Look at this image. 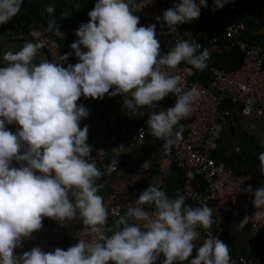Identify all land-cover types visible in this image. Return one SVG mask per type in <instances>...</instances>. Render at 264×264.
Here are the masks:
<instances>
[{
  "label": "clouds",
  "instance_id": "clouds-1",
  "mask_svg": "<svg viewBox=\"0 0 264 264\" xmlns=\"http://www.w3.org/2000/svg\"><path fill=\"white\" fill-rule=\"evenodd\" d=\"M209 1L213 10L229 2ZM22 4L23 0H0V25L15 17ZM132 4L133 0H94L89 20L79 24L77 39L70 44L78 58L75 64H63L72 52L55 58L45 52L40 56L47 54L51 60L34 62L41 44L26 41L22 46L32 39L34 28L40 26L57 40L54 29L42 24H30L18 51L4 52L2 59L7 63L0 66V264H230L228 245L211 231L200 246L193 243L201 229L213 225L212 209L206 204H186L182 193L168 196L158 180L147 185L115 220L110 235L102 227L109 216L98 194L103 185L97 180L103 172L91 159L88 125L80 126L89 111L77 101L81 96L102 99L105 94H120L124 110L135 112L175 94L173 106L152 112L146 121L151 135L164 141L162 147L167 149L174 143L173 136L180 135L174 127L191 113L199 97L194 87L181 92L180 76L170 70L181 61L203 69L210 55L207 48L198 51L201 45L195 39H177L162 52L158 24L140 21ZM206 6L207 0H176L156 19L172 28L184 23V29L192 31L185 26L201 16L204 19ZM46 10L54 11L50 5ZM219 23L218 15L213 33L221 35L214 31ZM8 28L13 27L4 29ZM57 35L63 36L59 31ZM13 124L15 132L7 127ZM258 158L264 174V152ZM13 161L18 165L13 166ZM111 170L109 166L107 171ZM245 191L256 209H264V186L253 191L249 185ZM145 205H152V211ZM77 215L94 234L92 239H79L67 249L44 251L36 246L19 255L14 252L42 227L44 217L63 223Z\"/></svg>",
  "mask_w": 264,
  "mask_h": 264
},
{
  "label": "built area",
  "instance_id": "built-area-1",
  "mask_svg": "<svg viewBox=\"0 0 264 264\" xmlns=\"http://www.w3.org/2000/svg\"><path fill=\"white\" fill-rule=\"evenodd\" d=\"M175 2L176 0H133L132 10L139 16L140 21L166 26L165 37L160 43L162 52H167L177 39H195L201 45L198 51L207 48L210 52L206 64L212 56H223L234 49L242 55L241 64L235 69L220 67L213 63L207 68L198 69L181 61L170 70V74L180 76L181 92L194 87L199 97L193 102L191 113L174 127V133L178 130L180 135L173 136L174 143L167 149L162 147L164 141L151 135L146 121L152 112L173 106L175 94L170 93L161 101L130 113L134 144L143 145L151 142L155 150L165 152L170 167L175 165L183 173V181L174 187L172 197L182 193L186 204L193 207L206 204L212 209L213 225L210 229H201L200 237L193 241L198 242L200 246L208 231L222 240L226 220L236 222L249 220L248 223L255 231L264 226V209H256L251 194L245 191L249 185L254 191L264 186V182L249 174H236L224 164L217 162L206 148L213 127L218 124L226 125L234 112L244 118L254 117L264 122V45L246 39L247 25L240 0H229L218 9L220 23L214 26V31L221 35H203L200 32L185 30L184 23L172 28L163 20L157 21L156 17H162L163 12L173 7ZM30 37L32 39L23 41L22 46L26 41L39 43L41 47L37 56L47 52L53 58L58 57L57 40L40 26L33 29ZM7 127L13 132L16 131L15 124ZM98 155L102 169L108 174L118 171L116 165H108L105 162V149L101 148ZM17 165V162L13 161V166ZM109 166L112 169L110 172L107 171ZM98 194L104 198L109 215L115 219L124 214L130 203L135 201L125 198L116 191ZM145 209L152 211L150 208ZM102 227L106 232V225ZM86 229L87 226L83 225L76 230L72 245L79 239H92L94 234ZM228 247L230 252L232 246ZM260 263L258 259L240 255L230 260V264Z\"/></svg>",
  "mask_w": 264,
  "mask_h": 264
},
{
  "label": "crops",
  "instance_id": "crops-1",
  "mask_svg": "<svg viewBox=\"0 0 264 264\" xmlns=\"http://www.w3.org/2000/svg\"><path fill=\"white\" fill-rule=\"evenodd\" d=\"M241 4L246 18V39L264 45V0H241ZM210 5V1L207 0V16L211 15ZM93 7L94 0H71L62 10L63 20L56 26L55 35L59 42V54L72 52L68 60L63 62L65 67L68 63L75 64L78 61L70 44L77 39L75 31L79 24L89 20L88 11ZM247 16H250L248 20ZM200 19L203 17H199L198 21H202ZM196 20L188 22L185 28L192 31L198 28ZM140 25L147 26L150 23ZM29 26V22L25 21L13 28L0 30V66L7 63L2 59L5 51H18L22 47L21 41L28 35L26 28ZM164 29L163 25H156L159 41L165 37ZM58 31L63 36L57 35ZM81 48L82 51L86 50L83 46ZM42 58L51 60L45 54L37 56L34 62L39 63ZM77 103L84 104L89 111V115L80 121V126L88 125L87 143L92 145L91 159L96 161L97 167L103 172L97 180L98 184L103 185L99 192L116 191L125 198L136 200L147 185L158 180L159 186L166 194L173 196L174 187L183 181V173L171 168L165 152L155 150L151 142L143 145L134 144L131 110H124L120 94L112 97L105 94L102 99L81 96ZM101 148L106 151L105 161L110 165H116L118 171L108 174L101 168L98 156ZM206 148L217 162L224 164L236 174H249L264 182V174L260 172L261 161L258 158L259 153L264 152V122L254 117L247 119L234 112L226 125L218 124L213 127ZM145 162H148L146 169L142 167ZM144 207L153 209L152 205ZM115 220L108 216L105 224L106 234H111L110 229ZM248 222L249 220L243 222L226 220L222 241L232 246L229 252L230 260L240 255L258 259L261 261L260 264H264V226L255 231ZM83 225L78 215L63 223L54 218L44 217L42 227L34 231L31 238L23 240L22 247L14 249V252L19 255L36 246L44 251H54L57 247L67 249L75 240L76 230ZM194 244L199 246L198 242ZM162 259L163 256L160 257V260ZM184 264L188 262L185 261Z\"/></svg>",
  "mask_w": 264,
  "mask_h": 264
},
{
  "label": "trees",
  "instance_id": "trees-1",
  "mask_svg": "<svg viewBox=\"0 0 264 264\" xmlns=\"http://www.w3.org/2000/svg\"><path fill=\"white\" fill-rule=\"evenodd\" d=\"M52 2V3H51ZM242 4H244L242 2ZM241 4V8L243 10V6ZM52 6L54 11L49 13L46 9L48 6ZM66 7L65 0H23V4L21 6L20 12L13 17L8 23L0 25V30L5 27H14L16 23L21 24L25 23V21L29 22V24H42L44 27L48 29H55L62 18V8ZM211 15H204V21H197L199 25L197 31L202 33L203 35H211L213 33V23L218 21V9L213 10L212 4L209 6ZM29 27L26 28V31ZM221 34V33H220ZM242 61V55L237 50L234 49L231 53L225 54L223 56H214L211 58L208 64H206V68L209 67L212 63L220 66L227 67L229 69L238 68ZM173 169L177 170L176 166L173 165ZM195 254V251L193 252Z\"/></svg>",
  "mask_w": 264,
  "mask_h": 264
},
{
  "label": "rangeland",
  "instance_id": "rangeland-1",
  "mask_svg": "<svg viewBox=\"0 0 264 264\" xmlns=\"http://www.w3.org/2000/svg\"><path fill=\"white\" fill-rule=\"evenodd\" d=\"M65 1H66V4L68 5L71 0H65ZM249 17L250 16H247V20L249 19ZM249 33L252 34V32H249Z\"/></svg>",
  "mask_w": 264,
  "mask_h": 264
}]
</instances>
